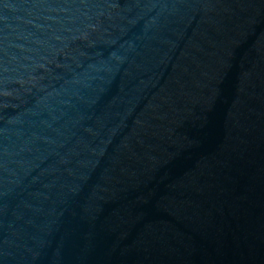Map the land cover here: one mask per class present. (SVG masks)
I'll return each mask as SVG.
<instances>
[{
	"label": "water",
	"instance_id": "95a60500",
	"mask_svg": "<svg viewBox=\"0 0 264 264\" xmlns=\"http://www.w3.org/2000/svg\"><path fill=\"white\" fill-rule=\"evenodd\" d=\"M0 264H264V0H0Z\"/></svg>",
	"mask_w": 264,
	"mask_h": 264
}]
</instances>
